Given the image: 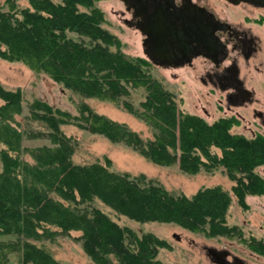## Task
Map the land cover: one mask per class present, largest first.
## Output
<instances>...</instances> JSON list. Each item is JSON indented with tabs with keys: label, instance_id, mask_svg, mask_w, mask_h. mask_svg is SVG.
<instances>
[{
	"label": "trees",
	"instance_id": "16d2710c",
	"mask_svg": "<svg viewBox=\"0 0 264 264\" xmlns=\"http://www.w3.org/2000/svg\"><path fill=\"white\" fill-rule=\"evenodd\" d=\"M94 1L29 0L28 7L17 10L15 0H5L0 57L45 72L80 96L121 104L151 128L152 138L87 104H79L73 115L35 99L29 118L43 123L51 145L24 147L25 133L16 119L22 112L21 90L0 84V235L15 238L0 240V264L10 253H17L19 264H61L33 240L70 230L80 232L78 240L96 264H160L154 257L163 242L151 233L137 236L100 209L84 206L95 198L135 221L171 222L208 235L228 232L226 191L215 186L190 197L176 195L143 174L111 171L107 158L104 164H74L75 143L61 131L62 124L102 135L153 163H177L187 173L222 166L235 180L232 191L241 203L247 193L264 195V177L254 171L264 164V135L232 134V118L207 123L179 111L172 95L144 69L147 61L129 58L116 47L115 36L100 25L102 13ZM138 87L145 97L136 108L124 98ZM211 147L220 149V156Z\"/></svg>",
	"mask_w": 264,
	"mask_h": 264
},
{
	"label": "rangeland",
	"instance_id": "374dc122",
	"mask_svg": "<svg viewBox=\"0 0 264 264\" xmlns=\"http://www.w3.org/2000/svg\"><path fill=\"white\" fill-rule=\"evenodd\" d=\"M15 4L19 10L28 7L29 0H15ZM93 6L101 11L100 25L115 36L116 47L129 58L140 57L147 61L144 69L172 95L179 111L197 115L207 123L220 118H232L236 120L229 129L232 134L248 138L256 133L264 135L262 127L252 114V109L259 107V104H225L224 93L202 84L197 71L191 67L164 68L154 65L143 53L140 32L123 22L122 17L128 18L129 15L121 0H95ZM7 9L5 0H0V10ZM69 36L76 40L80 39L73 33ZM195 64L198 62L195 61ZM0 84L8 89L21 90L22 112L16 119L25 133L22 142L24 147L51 145L43 123L29 118L28 106L35 99L73 115L78 114L79 104H87L94 112L125 123L144 139L152 138L151 128L124 109L121 104L80 96L52 80L45 72L34 71L25 63L8 61L0 57ZM144 97L145 91L138 87L131 88L130 95L124 99L139 108ZM60 129L75 143L71 155L74 164L92 162L104 164L107 158L111 171L126 172L131 176L143 174L147 179L176 195L190 197L198 190L215 186L227 192L229 200L225 210L224 226L228 232L212 235L192 231L171 222L135 221L117 213L96 198L84 205L100 209L119 226L130 228L137 236L151 233L161 240L163 243L157 247L154 257L160 264H213L206 254V247L226 249L248 264H264V195L247 193L241 203L232 191L235 180L227 175L224 167L218 166L212 170L201 168L197 172L187 173L182 171L177 163L172 165L153 163L135 150L119 143H112L102 135L91 133L73 124H62ZM33 134L38 135L32 137ZM210 151L218 156L221 154V150L216 147H211ZM22 157L32 162L27 153H23ZM263 167L264 164L254 169L262 177ZM79 235L78 230H70L67 233L57 232L53 239L42 238L33 242L61 264H96L83 250L78 240ZM0 240L15 238L0 235ZM6 264H19L17 253H10Z\"/></svg>",
	"mask_w": 264,
	"mask_h": 264
},
{
	"label": "flooded vegetation",
	"instance_id": "af4514ba",
	"mask_svg": "<svg viewBox=\"0 0 264 264\" xmlns=\"http://www.w3.org/2000/svg\"><path fill=\"white\" fill-rule=\"evenodd\" d=\"M121 2L123 22L140 32L146 54L159 36L173 50L161 67H191L225 104H259L252 114L264 131V0ZM205 249L213 264H248L226 249Z\"/></svg>",
	"mask_w": 264,
	"mask_h": 264
},
{
	"label": "water",
	"instance_id": "95a60500",
	"mask_svg": "<svg viewBox=\"0 0 264 264\" xmlns=\"http://www.w3.org/2000/svg\"><path fill=\"white\" fill-rule=\"evenodd\" d=\"M123 1L124 3L126 2V0H121ZM155 35V34H154ZM152 35L153 37H155V41L152 42V52L154 54H146L145 52V49H143L144 47V41H142V50H143V53L147 55L148 59L155 65H159V66H162L163 65V61L165 60V58H168L169 56L172 55V49L170 48L171 46L168 44V45H163L160 43V39H159V36H154ZM262 172L264 174V167L262 169ZM207 250L209 251H213V250H216V248H213V247H207Z\"/></svg>",
	"mask_w": 264,
	"mask_h": 264
}]
</instances>
